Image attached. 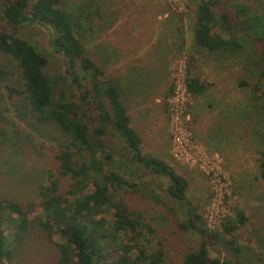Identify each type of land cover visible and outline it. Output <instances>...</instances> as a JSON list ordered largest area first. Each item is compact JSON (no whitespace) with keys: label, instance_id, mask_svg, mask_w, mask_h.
Listing matches in <instances>:
<instances>
[{"label":"rangeland","instance_id":"obj_1","mask_svg":"<svg viewBox=\"0 0 264 264\" xmlns=\"http://www.w3.org/2000/svg\"><path fill=\"white\" fill-rule=\"evenodd\" d=\"M97 1L105 5L100 8L102 18L93 13ZM198 2L62 0L61 6L70 16L76 35L90 55L106 69L108 75L119 81L130 123L142 138V153L163 159L184 176L189 183L187 198L196 207L197 213L202 215L207 228L219 232L222 240L232 239L238 247V250L233 251L225 243L208 244L209 256L235 258L241 264H264V180L259 177L258 166L259 150L263 148L260 138L264 136V118L258 121L260 108L252 102L253 92L238 84L240 80L254 78L256 73L251 75L245 63H242L250 56L244 55L243 49L223 58L218 53L199 49L192 43V26ZM239 2L251 3L254 11L262 9L261 0ZM84 10L91 13L90 18H85ZM150 22L160 23L162 27L167 25V30L157 29L160 35L180 33L183 38L182 45L177 47L161 76L159 72L149 70L155 68V63L147 62L148 55H144L148 51L153 53L156 46H151L158 44L150 36ZM170 26L176 27L177 31H170ZM20 33L48 57L46 72L56 97L77 96L66 74L64 59L49 45L50 32L43 26L28 23L20 28ZM220 34L225 38L227 36L222 32ZM111 44L122 56H118L117 62L106 57L103 50L108 46L112 48ZM137 54L139 61L133 65V62L128 63ZM4 59L6 64L7 60ZM129 66H140V71L136 73ZM180 70H184L186 76L197 77L207 85L204 93L191 98L183 115V125L193 143L199 144L213 160L215 175L207 174L196 159L181 163L171 153L167 102ZM130 73L134 79H129ZM135 79L140 86L132 84ZM74 100L88 114L84 117L85 122L91 128L97 125L94 111L87 109L79 98L74 97ZM195 105L198 113L192 110ZM193 111L196 115H192ZM105 136L109 139L114 169L110 162L106 167L117 169L127 181L137 184L140 190L129 193L127 198L133 209H139L145 222L154 231L146 234L150 239L149 247L161 244L168 264H183L185 254L198 247L201 236L194 230L179 226L180 221L186 218L185 211L167 195V179L151 174L132 162L123 149V141L117 135L108 132ZM8 137H11L9 141ZM64 138L55 124L34 122L29 105L21 97L9 98L6 91L2 90L0 143L3 142L4 147L0 145V197L25 206L27 203L37 205L40 200L38 186L44 183L47 169L54 162L58 150L57 140ZM67 184L68 180L64 179L63 186ZM239 211L245 215L246 221L238 224L234 232L222 234V223L226 219L236 220ZM110 213L107 211L105 215L108 217ZM38 214L39 210L35 209L29 216ZM40 234H30L26 239V248L10 261L3 260V264H52L57 251Z\"/></svg>","mask_w":264,"mask_h":264},{"label":"trees","instance_id":"obj_2","mask_svg":"<svg viewBox=\"0 0 264 264\" xmlns=\"http://www.w3.org/2000/svg\"><path fill=\"white\" fill-rule=\"evenodd\" d=\"M239 1L199 0L192 43L223 58L239 49L250 55L241 61L251 75L256 73L255 77L238 84L253 92L252 102L260 108L259 121L264 118V0L258 11L251 3ZM61 2L1 0L0 93L5 90L9 98L21 97L29 105L34 122L55 124L65 138L57 140L54 162L47 169L44 183L38 186L37 205L25 206L0 197V264L24 250L26 239L33 232H40L57 251L52 264H168L161 244L149 247L146 234L154 232L152 227L139 209L134 210L129 204L127 195L140 191L138 185L113 170L109 139L105 136L108 132L121 138L123 149L137 166L167 179V195L185 211L186 218L179 226L201 236L198 247L185 254L183 264H241L235 258L209 256L208 244L225 243L233 251L238 247L232 239L222 240L219 232L207 228L187 198L189 183L184 176L163 159L142 153V138L130 123L119 81L90 55ZM104 6L97 1L93 13L102 18L100 8ZM83 13L90 18L91 13ZM28 23L50 32L49 45L64 59L77 96L56 97L46 72L48 57L20 33V28ZM185 82L191 97L201 95L207 88L206 83L190 75ZM74 97L94 111L97 125L91 128L85 122L88 114ZM260 139L263 148L259 150V177L264 180V136ZM109 162L111 170L106 167ZM64 179L68 180L65 187ZM35 209L39 214L29 216ZM107 211L111 212L108 217ZM245 221V215L237 212L236 220L222 223V234L234 232Z\"/></svg>","mask_w":264,"mask_h":264},{"label":"built area","instance_id":"obj_3","mask_svg":"<svg viewBox=\"0 0 264 264\" xmlns=\"http://www.w3.org/2000/svg\"><path fill=\"white\" fill-rule=\"evenodd\" d=\"M185 78L184 70H180L167 102L170 117L171 153L181 163L196 159L207 174L215 175L213 160L209 158L208 153L199 144L193 143L183 125V115L192 98L187 91ZM217 179L218 177H216Z\"/></svg>","mask_w":264,"mask_h":264},{"label":"crops","instance_id":"obj_4","mask_svg":"<svg viewBox=\"0 0 264 264\" xmlns=\"http://www.w3.org/2000/svg\"><path fill=\"white\" fill-rule=\"evenodd\" d=\"M103 16V14H101ZM151 23V22H150ZM167 25H163L160 26V23H151L149 24L148 26V29L150 30L151 29V37H152V40L154 39V41L158 44H155L151 47H155L156 48L154 49L155 51L153 53H149V51L147 53H145L144 55H148V59L146 60L147 62H153L155 63L153 67H155L154 69L152 68H149L150 71H153L155 73L159 72L160 76L163 75L162 73L165 72V68H166V64L167 62L173 57L172 55L175 54L176 50H177V47H179V45H182V41H181V34L178 33H171L170 31H173V32H176L177 31V28L176 27H171L170 28V33H167V35L164 33L162 35L158 34V31L157 29H164V30H167ZM142 32V31H140ZM159 35V36H158ZM149 36V35H148ZM148 39V37H146ZM173 42V44H172ZM112 48H110L109 46L107 48H103V50L105 51V54L107 55L106 57H110V60L111 61H119V57L122 58V56H119V53H118V50L116 48H114V44H111ZM135 47V46H134ZM133 47V48H134ZM140 48V47H139ZM137 48H135L136 50ZM139 50V49H137ZM149 53V54H148ZM119 56V57H118ZM108 59V58H107ZM109 60V59H108ZM108 60H106L108 62ZM139 61L138 59V54L135 55L134 59L133 60H130L128 61V63L130 62H133L131 65L133 64H136L137 62ZM139 67L140 66H129V68H132L134 69V71L137 73L139 72ZM164 68V69H163ZM144 69V67H143ZM158 69V70H157ZM129 79H134L133 77H131V73L129 74ZM133 85L136 87V86H140V84L136 81L135 79V82L132 81ZM137 89V88H135ZM196 103V101H195ZM197 105V104H196ZM194 106V108L192 107V110L195 111V113H198V107L197 106ZM192 113V115H196L195 113Z\"/></svg>","mask_w":264,"mask_h":264}]
</instances>
